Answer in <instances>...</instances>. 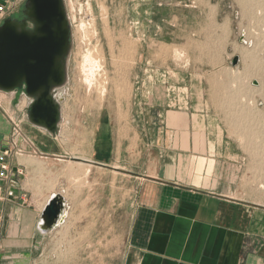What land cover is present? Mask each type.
<instances>
[{
	"label": "crops",
	"instance_id": "0c3cea01",
	"mask_svg": "<svg viewBox=\"0 0 264 264\" xmlns=\"http://www.w3.org/2000/svg\"><path fill=\"white\" fill-rule=\"evenodd\" d=\"M135 60L130 74L143 79L135 82L131 105L138 108L135 119L142 129L135 133L149 159L138 177L121 264H264V205L240 193L243 152L224 130L209 90L197 78L184 85L176 60L155 70H136L145 58ZM28 104L21 90L0 91V149L11 138L9 118ZM103 120L95 140L100 154L90 157L67 150L71 135L61 122L51 135L22 121L16 144L23 153L10 163L24 174L13 176L14 198L2 206L0 264H39L42 254L48 260L56 252L74 255L62 264H85L87 238L97 236L102 216L82 179L89 166L95 173L90 185L97 189L99 166H106ZM76 179L78 184L71 183ZM54 193L65 199L63 220L42 232L41 212Z\"/></svg>",
	"mask_w": 264,
	"mask_h": 264
},
{
	"label": "rangeland",
	"instance_id": "374dc122",
	"mask_svg": "<svg viewBox=\"0 0 264 264\" xmlns=\"http://www.w3.org/2000/svg\"><path fill=\"white\" fill-rule=\"evenodd\" d=\"M24 3L16 0L9 17H20ZM65 5L71 50L68 82L60 92L61 126L71 135L67 150L100 154L95 140L102 118L108 137L97 189L90 185L95 173L89 166L82 179L102 216L97 236L87 238L85 264L122 263L138 177L148 163L135 133L142 129L135 119L138 108L131 105L143 79L130 74L138 57L145 61L136 70H155L173 59L183 68L184 85L202 80L224 130L243 152L240 193L264 205V0H65ZM234 56L239 62L233 66ZM73 257L56 252L47 260L44 253L39 264Z\"/></svg>",
	"mask_w": 264,
	"mask_h": 264
},
{
	"label": "water",
	"instance_id": "95a60500",
	"mask_svg": "<svg viewBox=\"0 0 264 264\" xmlns=\"http://www.w3.org/2000/svg\"><path fill=\"white\" fill-rule=\"evenodd\" d=\"M70 50L65 0H25L20 17H7L0 24V91L21 90L29 100L27 122L51 135L62 120L58 91L68 82ZM238 62V56L231 60L233 66ZM64 208V197L52 194L41 212L40 230L56 227Z\"/></svg>",
	"mask_w": 264,
	"mask_h": 264
},
{
	"label": "built area",
	"instance_id": "2783aa9c",
	"mask_svg": "<svg viewBox=\"0 0 264 264\" xmlns=\"http://www.w3.org/2000/svg\"><path fill=\"white\" fill-rule=\"evenodd\" d=\"M16 5V0H0V24L10 16V10ZM12 14V13H11ZM23 96L24 93L22 92ZM26 107H22L20 113L12 115L9 119L12 125V134L7 145L0 149V238L2 236L3 223V203L14 198V188L11 180L14 175H23L22 168H13L10 159L14 156L22 154V150L17 147V138L22 135L21 124L26 120Z\"/></svg>",
	"mask_w": 264,
	"mask_h": 264
},
{
	"label": "bare ground",
	"instance_id": "6f19581e",
	"mask_svg": "<svg viewBox=\"0 0 264 264\" xmlns=\"http://www.w3.org/2000/svg\"><path fill=\"white\" fill-rule=\"evenodd\" d=\"M88 59H89V57H88ZM87 59V60H88ZM95 59V58H94ZM91 60H93V58H91ZM92 63V62H91ZM98 65V64H97ZM89 79V78H88ZM88 83H90L89 81H88ZM102 86V85H101ZM104 92H105V88L104 87H100V90H99V99H103L102 97H103V95H104ZM264 187V186H263Z\"/></svg>",
	"mask_w": 264,
	"mask_h": 264
}]
</instances>
